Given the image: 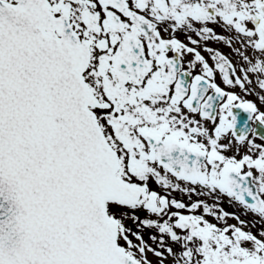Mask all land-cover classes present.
<instances>
[{"label":"snow or ice","instance_id":"snow-or-ice-1","mask_svg":"<svg viewBox=\"0 0 264 264\" xmlns=\"http://www.w3.org/2000/svg\"><path fill=\"white\" fill-rule=\"evenodd\" d=\"M254 83L264 0H0V264H264Z\"/></svg>","mask_w":264,"mask_h":264},{"label":"flooded vegetation","instance_id":"flooded-vegetation-1","mask_svg":"<svg viewBox=\"0 0 264 264\" xmlns=\"http://www.w3.org/2000/svg\"><path fill=\"white\" fill-rule=\"evenodd\" d=\"M214 27H215V30H216L217 33H221L222 32V29L220 27H217V26H214ZM179 38L182 39V40H185V42H186V39H185L183 34H180ZM209 44H210L211 47L219 49L221 52H223L225 54H228L231 59L235 60V57H231V50L228 47H226L223 43H212V42H209ZM202 54H204L206 57L208 56V53H206V52H204ZM188 59H191V57H188ZM209 62L212 63L211 60ZM253 88L255 89L256 93H259V95H264V92H261L260 89L258 87H256L255 83L253 84ZM229 90L230 91H235V92L239 93L242 96L244 95V93H242L240 91L239 87H236L234 89H229ZM246 99L249 100V101H253V102L257 103L260 111H264V103H261V101L258 99V96L256 94L248 95L246 97ZM154 187H155V185H154ZM174 195H176L177 198H181L179 193H175ZM183 199L187 200V197H183ZM193 199H196V197H193ZM200 199H208V198L207 197H200ZM209 203H211L210 200H209ZM222 207H223L224 210L228 211L229 213H237V214H239V213L242 212V208L238 204H230L227 198L224 199ZM240 218L245 220V221L251 222V224H255L256 225V227L251 229L253 232H256L262 226V224L259 221V219L257 217H255V216H253L250 213L246 214V215H241ZM228 223H237V221L234 220V219H229Z\"/></svg>","mask_w":264,"mask_h":264},{"label":"rangeland","instance_id":"rangeland-1","mask_svg":"<svg viewBox=\"0 0 264 264\" xmlns=\"http://www.w3.org/2000/svg\"><path fill=\"white\" fill-rule=\"evenodd\" d=\"M146 238H147V237H146ZM150 258L153 259V260L155 259V257H151V256H150Z\"/></svg>","mask_w":264,"mask_h":264}]
</instances>
